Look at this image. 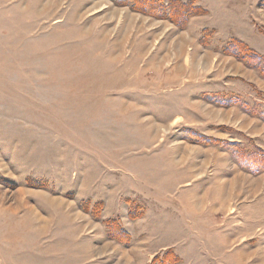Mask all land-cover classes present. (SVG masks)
Wrapping results in <instances>:
<instances>
[{
    "label": "rangeland",
    "instance_id": "obj_1",
    "mask_svg": "<svg viewBox=\"0 0 264 264\" xmlns=\"http://www.w3.org/2000/svg\"><path fill=\"white\" fill-rule=\"evenodd\" d=\"M0 264H264V0H0Z\"/></svg>",
    "mask_w": 264,
    "mask_h": 264
},
{
    "label": "bare ground",
    "instance_id": "obj_2",
    "mask_svg": "<svg viewBox=\"0 0 264 264\" xmlns=\"http://www.w3.org/2000/svg\"><path fill=\"white\" fill-rule=\"evenodd\" d=\"M224 203H225V201H224Z\"/></svg>",
    "mask_w": 264,
    "mask_h": 264
}]
</instances>
